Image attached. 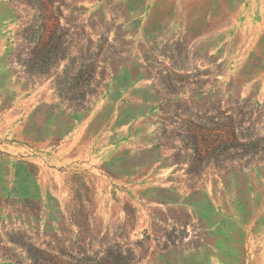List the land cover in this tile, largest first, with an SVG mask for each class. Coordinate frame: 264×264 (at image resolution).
Wrapping results in <instances>:
<instances>
[{
	"label": "rangeland",
	"instance_id": "rangeland-1",
	"mask_svg": "<svg viewBox=\"0 0 264 264\" xmlns=\"http://www.w3.org/2000/svg\"><path fill=\"white\" fill-rule=\"evenodd\" d=\"M262 148L264 0H0V264H264Z\"/></svg>",
	"mask_w": 264,
	"mask_h": 264
},
{
	"label": "trees",
	"instance_id": "trees-1",
	"mask_svg": "<svg viewBox=\"0 0 264 264\" xmlns=\"http://www.w3.org/2000/svg\"><path fill=\"white\" fill-rule=\"evenodd\" d=\"M40 7V3L38 5ZM41 8V7H40ZM31 43L34 44V48L32 49L34 52V61H37L41 64H48L47 61L49 59H55L59 58L62 55V43L59 38H54L53 36H48L46 39L44 36H40L34 40L31 41ZM36 64V66H37ZM88 67V66H86ZM39 74L41 71H38ZM94 73V69L92 67L84 69V71L79 70V72L68 78L70 82H66L64 80L58 79L55 83V90L60 98L65 99L67 102L70 103L72 106V109L74 111H79L84 109V100L87 95L92 94L94 91L92 89H89L90 83L92 81V76ZM78 82H80L83 85H86L85 90H79L78 91ZM263 140H259V142H262ZM254 147L252 150H255V154L261 150L260 146L253 143ZM244 148H248L247 145H241ZM264 150V148H262ZM258 151V152H256Z\"/></svg>",
	"mask_w": 264,
	"mask_h": 264
}]
</instances>
